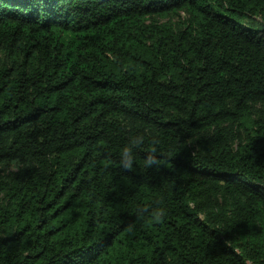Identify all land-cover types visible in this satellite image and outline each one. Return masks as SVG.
<instances>
[{"label":"trees","instance_id":"1","mask_svg":"<svg viewBox=\"0 0 264 264\" xmlns=\"http://www.w3.org/2000/svg\"><path fill=\"white\" fill-rule=\"evenodd\" d=\"M10 164L0 264H264V0H0Z\"/></svg>","mask_w":264,"mask_h":264},{"label":"rangeland","instance_id":"2","mask_svg":"<svg viewBox=\"0 0 264 264\" xmlns=\"http://www.w3.org/2000/svg\"><path fill=\"white\" fill-rule=\"evenodd\" d=\"M184 17V16H183ZM167 19L162 20V23L167 22ZM17 170V166L15 164L5 165L0 169V178H6L11 172H14Z\"/></svg>","mask_w":264,"mask_h":264}]
</instances>
